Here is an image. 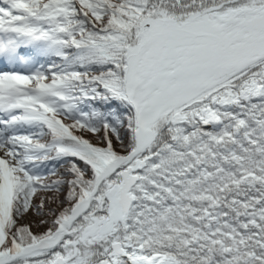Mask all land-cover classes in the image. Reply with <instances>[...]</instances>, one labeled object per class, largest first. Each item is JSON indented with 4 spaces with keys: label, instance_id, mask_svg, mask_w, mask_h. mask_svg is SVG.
Returning a JSON list of instances; mask_svg holds the SVG:
<instances>
[{
    "label": "snow or ice",
    "instance_id": "6c2138e0",
    "mask_svg": "<svg viewBox=\"0 0 264 264\" xmlns=\"http://www.w3.org/2000/svg\"><path fill=\"white\" fill-rule=\"evenodd\" d=\"M0 264H264V0H0Z\"/></svg>",
    "mask_w": 264,
    "mask_h": 264
}]
</instances>
